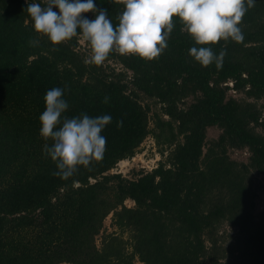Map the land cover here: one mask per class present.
Instances as JSON below:
<instances>
[{
	"label": "trees",
	"instance_id": "obj_1",
	"mask_svg": "<svg viewBox=\"0 0 264 264\" xmlns=\"http://www.w3.org/2000/svg\"><path fill=\"white\" fill-rule=\"evenodd\" d=\"M29 2L0 0V264H264L253 178L264 176V0L243 17V43L207 45L217 55L226 49L220 69L189 54L201 45L178 17L158 58L114 51L86 65L91 46L89 54L78 48L79 30L54 45L35 31ZM94 3L118 24L123 4ZM54 87L65 90L63 115L112 117L103 159L67 180L52 174L44 152L52 141L39 134ZM211 127L219 132L208 139ZM150 135L162 155L154 168L112 172Z\"/></svg>",
	"mask_w": 264,
	"mask_h": 264
},
{
	"label": "clouds",
	"instance_id": "obj_2",
	"mask_svg": "<svg viewBox=\"0 0 264 264\" xmlns=\"http://www.w3.org/2000/svg\"><path fill=\"white\" fill-rule=\"evenodd\" d=\"M123 4L118 14V24L113 25L106 9H99L94 0H31L27 5L28 15L37 33L45 34L58 45L78 35V30L91 46V56L84 63L102 65L110 53L135 54L151 61L167 48L168 39L178 17L182 28L196 45L189 54L202 66L215 63L222 68L226 49L215 54L210 46L221 40L243 43L245 35L240 26L256 0H112ZM58 8L59 12L54 11ZM94 12L95 19L83 14ZM36 47L39 41L29 40ZM64 89L54 87L47 90L46 108L40 114L39 134L52 144L44 145V152L56 163L54 176L67 180L73 177L79 166L90 168L93 161L103 159L107 139L101 133L112 122L110 115L90 117L86 113L72 118L63 115L69 108L64 98ZM109 96L103 98L108 103ZM123 121L117 123L122 127ZM120 163V162H119ZM75 186V182H74Z\"/></svg>",
	"mask_w": 264,
	"mask_h": 264
},
{
	"label": "rangeland",
	"instance_id": "obj_3",
	"mask_svg": "<svg viewBox=\"0 0 264 264\" xmlns=\"http://www.w3.org/2000/svg\"><path fill=\"white\" fill-rule=\"evenodd\" d=\"M80 47H78L80 50L84 51L86 48V53L89 54L90 50L88 51L90 45L89 43L83 38V36H80L79 39ZM111 66H115L118 69L121 68V65L115 64L114 62H109ZM149 102L148 100L143 101V103ZM159 105V104H158ZM158 109L157 107H155ZM152 114V112H151ZM151 126L153 125V121H151ZM218 129L217 128H209L208 130V139H211L213 137L218 136ZM162 158L161 153L159 152V148L156 144L155 138L150 135L145 139V141L142 143L139 151L137 154L131 158V159H125L124 162L121 161V163L118 164L117 167H115L112 172H121L122 174L129 176V177H136L137 172H140L141 170H151L154 168L159 160ZM255 181V187L258 190V203L259 206L264 205V176H253ZM126 204L128 206H132L134 202L132 200H127ZM260 208V207H259ZM112 215H109L105 221L107 231H114L117 228L112 225ZM119 231V230H118ZM125 238H128V233L124 234ZM101 242V236H98V243ZM136 264H143L138 259L135 260Z\"/></svg>",
	"mask_w": 264,
	"mask_h": 264
},
{
	"label": "bare ground",
	"instance_id": "obj_4",
	"mask_svg": "<svg viewBox=\"0 0 264 264\" xmlns=\"http://www.w3.org/2000/svg\"><path fill=\"white\" fill-rule=\"evenodd\" d=\"M122 162H124V160ZM120 163H121V161H120Z\"/></svg>",
	"mask_w": 264,
	"mask_h": 264
}]
</instances>
